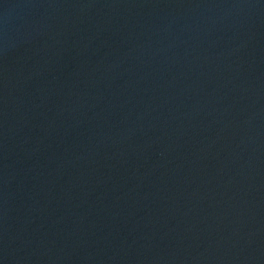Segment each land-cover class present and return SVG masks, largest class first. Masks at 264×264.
I'll list each match as a JSON object with an SVG mask.
<instances>
[{"label": "water", "instance_id": "1", "mask_svg": "<svg viewBox=\"0 0 264 264\" xmlns=\"http://www.w3.org/2000/svg\"><path fill=\"white\" fill-rule=\"evenodd\" d=\"M0 264H264V0H0Z\"/></svg>", "mask_w": 264, "mask_h": 264}]
</instances>
